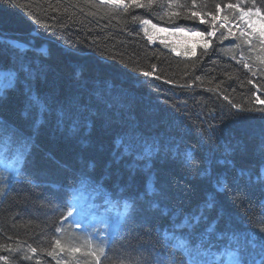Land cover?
Here are the masks:
<instances>
[{
    "label": "trees",
    "instance_id": "obj_1",
    "mask_svg": "<svg viewBox=\"0 0 264 264\" xmlns=\"http://www.w3.org/2000/svg\"><path fill=\"white\" fill-rule=\"evenodd\" d=\"M134 2L0 0V69L31 61V94L47 108L36 124L39 103L19 81L15 89L3 86L0 133L14 130L31 138V151L6 190L0 175V257H7L0 264H147L160 253L187 264L188 254L161 237L169 218L147 203L132 219L125 215L106 245L66 222V201L82 176L129 197L154 185L153 199L183 213L214 197L207 215L210 222L223 211L219 230L228 223L238 233L264 230V180L258 179L264 175V38L227 7L254 5L251 0H139L142 6L133 7ZM255 7L264 11L262 0ZM192 13L197 19L188 18ZM212 16L215 35H207V44L189 56L152 42L141 26L150 19L208 34L213 25L201 19ZM14 40L43 53L20 57L8 47ZM19 75L23 80L24 73ZM61 107L79 117L75 131L69 130L71 119L58 124ZM127 136L158 142L161 150L149 168L136 161L139 167L131 172V156L116 161L117 138ZM218 181L225 191L215 190ZM223 255V264H234ZM262 258L259 247L249 249V264Z\"/></svg>",
    "mask_w": 264,
    "mask_h": 264
},
{
    "label": "snow or ice",
    "instance_id": "obj_2",
    "mask_svg": "<svg viewBox=\"0 0 264 264\" xmlns=\"http://www.w3.org/2000/svg\"><path fill=\"white\" fill-rule=\"evenodd\" d=\"M193 3H195V0H193ZM251 3L254 7H241L239 3L228 4L227 6L229 9L239 13L237 18L247 28H251V23L247 18L257 16L264 19V11H262L260 7H255L256 0H251ZM262 3H264V0H262ZM132 6L139 7L142 5L139 0H135ZM219 10V5H217V11ZM208 15L211 16V13ZM197 17L198 13H192L188 18L195 20ZM225 19L227 20L228 18L225 17ZM215 20V16H212L209 21L201 19L202 23L213 25V31L208 33L209 36L215 35ZM144 23H148V21H145ZM228 30L231 31V28ZM240 35H245L243 30H241ZM8 47L20 57H24L28 51H35L37 55L43 53L42 49H34L30 43H23L20 41H10ZM0 71L6 72L11 89H15L17 81H19L23 85L25 92L30 94L29 98L33 100L34 103H39L41 111L35 122L38 124L40 119H42L43 112L47 111V108L42 102H39V98L31 94L32 90L29 81L35 78V69L32 67V62L22 60L18 67H10L6 70L0 69ZM21 72L24 73L23 80H20L19 74ZM145 75H147V73ZM4 91L5 89L0 86V96H3ZM83 110L84 109H79V111ZM57 118L58 124L60 125H63L65 118L71 119L72 123L69 129L70 131H75L80 123L78 116L74 118L62 107L58 110ZM260 118L264 119V111L260 113ZM0 132H2V129H0ZM30 139L31 138L27 137L22 139L17 148L12 152L11 159L13 160V165L6 168V170L14 171L17 175L23 172L26 158L31 151ZM134 139L137 141L136 144L133 143ZM11 143V134H9L7 138L0 136V146H6L5 155H7V147H10ZM137 144L139 145V149L135 150L137 149ZM116 149L118 152L115 156L117 162L127 156L133 157V163L128 165L131 172H134L135 169L139 167V165L135 163L136 161H146L143 166L149 168L151 158L161 150L160 145L156 141L139 140V138H134L132 136L118 137L116 141ZM188 155L190 157V153ZM261 172L264 173V168L261 169ZM258 179L264 180V175L259 176ZM224 183L226 184V180ZM214 188L218 192L226 190L225 187L219 186V181L217 182V185H214ZM116 195L117 193H113L105 197V199L111 202ZM154 195H156L155 186L153 185L152 188H149L146 185L144 194L137 197H126L123 195V192L120 191L117 203L120 201L123 202L124 210L128 219L134 217L135 213L139 210V205L142 203H147L150 210L157 211L162 216L168 217L170 227H165L161 230V237L166 242L170 241L171 246L176 251L188 253L187 264H223L220 257L223 255L224 249L232 248L233 246L235 247V250L230 253V256L236 258L234 264H249L247 259L249 249L259 247L261 252L264 253V230L257 229L252 235H249L248 233H238L237 231L232 230V225L230 223L225 225L224 230H219V222L224 216L222 210L218 212L216 218L212 219L210 222L208 221L207 210L214 208L216 203L214 197L210 199L206 198L195 212L183 213L179 209H170L167 206L162 207L158 200L153 199ZM145 197L148 199L145 200ZM66 205L69 208L68 215L72 216V210L75 208V203L72 200H67ZM201 224H204L205 226L201 228ZM57 231H59V229H57ZM96 235L98 239H109L111 236L110 233L109 236H101L99 232H97ZM225 239L228 241L226 245H218L215 243V241H223ZM55 243L57 246L60 245V241H55ZM32 251L34 252L35 249H32ZM71 251L75 252L79 251V249H71ZM193 252L200 257L199 260L192 259ZM51 254L52 253H50V255ZM0 259L7 261V257H0ZM138 264H143V262H138ZM147 264H177V260L175 256L168 257L166 253H160L154 259H149ZM260 264H264V258L261 259Z\"/></svg>",
    "mask_w": 264,
    "mask_h": 264
},
{
    "label": "rangeland",
    "instance_id": "obj_3",
    "mask_svg": "<svg viewBox=\"0 0 264 264\" xmlns=\"http://www.w3.org/2000/svg\"><path fill=\"white\" fill-rule=\"evenodd\" d=\"M145 21H148V23H144ZM251 25L264 38V19L252 16ZM141 26L146 36L152 42L162 41L167 47L184 56L194 54L199 46L207 44L208 34H204L199 30L187 27H167L150 19L142 20ZM8 83L9 78L6 72L0 71V86L3 87ZM9 134L12 135V143L10 147H7V155H5L6 146H0V175L5 177H3V182L6 184L5 190L11 184L10 179L16 175L14 171L6 170V168L13 165V160L11 159L12 152L17 148L22 139L26 138V136L18 134L13 130L0 133V136L7 138ZM113 193L115 192L106 187L102 182L86 176L80 177L79 184L73 186L70 198L75 203V208L72 210L73 214L69 216L67 213L65 221L73 223L77 228L86 231L91 237H97V232L101 236H109L110 233L111 236L109 239H103L105 245L109 244L126 215L123 202L120 201L117 203L118 194L113 197L111 202L105 199V197ZM75 247H78V245ZM231 252L227 250L223 251V254L226 255L224 259L228 263H234L236 259L234 256H230ZM223 256L220 257V260ZM192 259L199 260L200 257L193 252Z\"/></svg>",
    "mask_w": 264,
    "mask_h": 264
},
{
    "label": "water",
    "instance_id": "obj_4",
    "mask_svg": "<svg viewBox=\"0 0 264 264\" xmlns=\"http://www.w3.org/2000/svg\"><path fill=\"white\" fill-rule=\"evenodd\" d=\"M14 41H17V40H14Z\"/></svg>",
    "mask_w": 264,
    "mask_h": 264
}]
</instances>
